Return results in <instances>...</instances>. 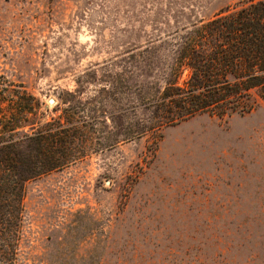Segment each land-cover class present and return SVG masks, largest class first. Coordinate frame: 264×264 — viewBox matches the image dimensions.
Returning a JSON list of instances; mask_svg holds the SVG:
<instances>
[{
	"label": "rangeland",
	"instance_id": "1",
	"mask_svg": "<svg viewBox=\"0 0 264 264\" xmlns=\"http://www.w3.org/2000/svg\"><path fill=\"white\" fill-rule=\"evenodd\" d=\"M250 1L0 0V128L86 120L25 183L16 264H264V103L152 128L169 32Z\"/></svg>",
	"mask_w": 264,
	"mask_h": 264
},
{
	"label": "trees",
	"instance_id": "2",
	"mask_svg": "<svg viewBox=\"0 0 264 264\" xmlns=\"http://www.w3.org/2000/svg\"><path fill=\"white\" fill-rule=\"evenodd\" d=\"M168 36L172 54L161 88L155 90L157 122L152 128L202 113L220 119L244 115L255 108L256 98L264 103V0L191 22ZM147 99L141 98L142 103ZM28 109L19 110L17 123L32 113ZM32 115L31 135L24 134V140L9 138L16 129L9 121L0 128V264H16L25 183L68 166L71 160L55 154L64 153L60 148L77 134L84 138L86 120L41 123Z\"/></svg>",
	"mask_w": 264,
	"mask_h": 264
},
{
	"label": "water",
	"instance_id": "3",
	"mask_svg": "<svg viewBox=\"0 0 264 264\" xmlns=\"http://www.w3.org/2000/svg\"><path fill=\"white\" fill-rule=\"evenodd\" d=\"M49 101H50V102H53V100H52V99H50Z\"/></svg>",
	"mask_w": 264,
	"mask_h": 264
}]
</instances>
